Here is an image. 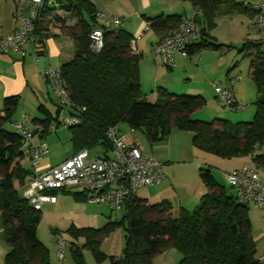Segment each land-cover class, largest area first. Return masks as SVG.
Instances as JSON below:
<instances>
[{"label": "trees", "instance_id": "trees-1", "mask_svg": "<svg viewBox=\"0 0 264 264\" xmlns=\"http://www.w3.org/2000/svg\"><path fill=\"white\" fill-rule=\"evenodd\" d=\"M57 1L59 5L52 8L71 12L77 28L72 34L74 55L60 66L68 85V113L80 118L77 124L68 127L73 153L100 147L108 155L112 142L106 131L126 123L132 130L141 131L149 143L163 140L176 128L190 131L193 146L201 151L226 159L249 156L257 165H264V153H257L264 144V50L258 41L241 44L242 49H249L253 55L249 64L256 91L253 119L232 123L214 118L207 122L191 117L206 105L202 94H177L157 86L154 98L146 99L141 89V56L134 54L132 48L135 37L122 25L115 30L98 23L91 0ZM188 1L196 19L205 23L203 36L187 49L188 56L201 52L207 45L223 46L208 43L222 5L228 11L245 12L251 18L255 15L250 7L233 0ZM182 17L178 13H160L147 17L146 22L150 29L167 36ZM94 26L103 27L99 51L91 49L88 38ZM18 103L19 95L8 96L0 109V222L4 242L10 248L4 264H53L49 250L36 233L41 209H35L20 194L30 170L22 164L26 153L20 134L14 128L13 131L6 128V124L12 123ZM63 107L59 104V108ZM45 116L34 119L41 125L42 136L50 133L48 125L52 120L58 121V117H50L47 112ZM198 176L206 192L191 210L179 207L173 216L170 201L148 203L134 196L124 202L121 222L109 217L100 228L71 226L68 231L76 239L84 238L82 246L91 248L97 264H103L106 258L109 264H152L158 254L171 248L181 253L180 264H259L247 204L239 202L235 192L217 182L209 167H199ZM60 191L72 193L75 199L86 201L89 197L86 192ZM118 223L125 229L122 255H107L99 248L100 238ZM72 256L75 264H85L81 247L74 246Z\"/></svg>", "mask_w": 264, "mask_h": 264}, {"label": "built area", "instance_id": "built-area-1", "mask_svg": "<svg viewBox=\"0 0 264 264\" xmlns=\"http://www.w3.org/2000/svg\"><path fill=\"white\" fill-rule=\"evenodd\" d=\"M241 3L255 12L247 30L264 33V0H241ZM58 5L57 0H16L13 15L17 26L8 34H0V53L9 49H20L27 42H31L38 55L46 36L43 27L46 15L54 11L52 7ZM96 18L115 30L123 24L122 18L111 15L105 9L97 10ZM147 27L148 23L145 22L141 30L144 31ZM204 30L205 23L196 19L195 12L184 16L167 36L155 44L153 51L163 65L171 67L176 55L188 56L187 49L201 39ZM139 35L132 40V47ZM88 38L91 49L99 51L103 43V27H92ZM258 42L260 49L264 50V38ZM43 75L57 96L59 104L69 106L68 85L60 67L48 65L44 68ZM237 80L238 76L231 78L227 86L213 83L217 101L229 112L241 111L245 107L236 101L232 90ZM79 121L77 114L67 113L58 121L49 123L48 131L53 132L59 126L70 127ZM11 126L20 134L30 162L29 178L21 187V193L35 209H41L45 202L56 201L55 194L50 191L65 190L89 193L88 201L105 203L111 211H121L124 202L136 196L139 187L155 186L164 178L162 163L143 153L138 142L128 140L127 135L121 132L118 126L109 127L106 131L112 142L108 155H91L90 150L82 149L61 163L38 172V163L47 151V144L35 141L36 132L29 127L25 116L12 122ZM225 179L233 188L239 202L264 204V179L259 176L255 166H243L226 173ZM56 242L57 256L61 260L64 257V240L57 237ZM256 258L259 264H264V251L258 253Z\"/></svg>", "mask_w": 264, "mask_h": 264}, {"label": "rangeland", "instance_id": "rangeland-1", "mask_svg": "<svg viewBox=\"0 0 264 264\" xmlns=\"http://www.w3.org/2000/svg\"><path fill=\"white\" fill-rule=\"evenodd\" d=\"M96 10L105 9L111 15H115L121 8L125 6L123 0H91ZM176 1L175 10L178 14L190 13L192 11V6L188 0H172ZM236 3L241 2V0H233ZM13 0H0V14L4 13L8 15V5L12 3ZM14 11V10H12ZM14 13V12H13ZM12 13V14H13ZM71 12L65 10H54L46 15V21L44 22L45 35L54 34L60 29L65 28V23L68 21ZM11 16V15H10ZM87 16V15H86ZM117 17V15H115ZM120 18V17H119ZM252 18L245 12H240L238 10L228 11L225 6L222 5L220 11L215 17V26L210 30V35L208 37L209 44H222L221 47H211L207 45L202 48V51L185 57V68L181 67L179 70V76L184 78L185 83H189L188 79H193L199 81L200 78L207 81L211 86V94H203L206 99V105L191 114L192 118L200 119L203 121L210 122L214 118H225L232 123L239 121H250L253 119L255 106L254 101L256 99V91L254 83L249 75V64L253 55L249 49H242L243 41H258L264 38V33L249 32L247 26L251 22ZM13 21L16 22L15 17ZM101 24V21H98ZM105 24V23H104ZM142 29V26H141ZM141 32V31H140ZM137 33V35L140 34ZM55 35V34H54ZM142 40L135 39L139 46H144L147 50L152 52V42L149 38L152 35V31L146 30L143 33ZM59 39V36L57 37ZM61 41V40H60ZM154 56V54H153ZM183 57V56H181ZM154 58V57H153ZM71 59V58H70ZM68 59L67 61H69ZM200 61V70H198V62ZM164 67H166L164 65ZM201 67L205 70H201ZM238 76V80L232 86V90L238 102L244 105V109L236 112H229L223 108L219 102L214 97V89L211 82H216L222 86L228 85V79L231 77ZM188 78V79H187ZM201 87L197 83H192L191 93L174 92L177 94H196L194 92V86ZM176 88H179L178 84H174ZM215 94V93H214ZM216 111H221L220 115H214ZM18 111V109H16ZM15 112L17 113V111ZM56 108H52L51 112L55 116ZM63 116L67 112V107L64 106ZM26 111L27 120L29 127H34V119L40 118L44 119L46 116L44 113L37 111V115H32ZM15 114V113H14ZM14 117V115H13ZM20 120V119H19ZM122 128L129 129L126 123L119 124ZM6 128L13 131L11 123L6 124ZM120 130V129H119ZM129 131V130H128ZM134 133L139 137L141 144L144 149L149 150V152H155L152 143H149L141 131L133 130ZM169 155L162 160L163 162V172L167 174L166 181L173 177V184L168 183L169 189L166 187L167 195L171 197L172 202H176L177 194L182 195L187 191V183L189 182L191 176L195 173V166L193 164V151H198L200 153L201 160L209 159H219L223 160L227 167H231L235 164L236 157L230 159H223L215 156L211 153L198 150L193 146L191 137L192 133L190 131L178 130L172 128L170 133L164 138L170 139ZM46 143L48 145V153L44 155V158L49 160L52 164H56L61 161L65 156L71 153V141H70V130L68 127L59 126L55 131L48 133L46 138ZM166 153V150L163 151ZM91 155L102 154V149L96 147L90 151ZM23 161V160H22ZM211 162V161H210ZM24 166L30 167V162L26 158L23 163ZM213 164V163H209ZM212 169L211 167H209ZM167 170V173H166ZM220 170V169H218ZM170 182V181H169ZM228 185V184H227ZM154 187V186H151ZM139 187L137 189L136 196L144 198L148 203H156L158 199L154 196H150L153 188ZM228 190L230 186H226ZM21 194V192H20ZM166 194V193H164ZM56 202L50 203L45 202L41 207V218L37 224L36 233L38 239L47 247L49 254L53 255L55 259L60 261L62 264H75L72 256V248L74 246L81 247L82 254L85 260V264H97L93 251L91 248L83 247L84 238H74L73 235L68 231L71 226L81 227L89 226L93 228L102 227L108 220L105 215L99 210H106L107 213L111 214L112 220L121 222L123 219L121 211H111L107 208L105 204L98 205L85 200L75 199L72 193L57 191L55 192ZM167 200V199H166ZM172 215L175 216L177 212L176 203L172 204ZM192 209V207H190ZM190 209V210H191ZM94 214H96L94 216ZM108 215V214H106ZM57 237L64 240V257L59 260L57 256ZM125 243V229L121 223L115 225L107 235L102 236L99 241V248L102 252L107 255H122ZM103 264H109V260L106 258Z\"/></svg>", "mask_w": 264, "mask_h": 264}, {"label": "crops", "instance_id": "crops-1", "mask_svg": "<svg viewBox=\"0 0 264 264\" xmlns=\"http://www.w3.org/2000/svg\"><path fill=\"white\" fill-rule=\"evenodd\" d=\"M123 1L125 6L121 8L118 12H116L115 15H117V17L122 18V27L129 31L133 35V37H135V35L141 31L139 38H137L139 40H142L144 36L143 33L146 30L150 29L148 26L144 31L141 30V26H143V24L146 22L147 17H153L160 13H177L174 8V2L176 1L172 0ZM15 2L16 0H13L12 3H9L8 15H5L4 13L0 14V34H8L17 26V22L13 21L14 11H12L14 10ZM194 12V9H192L189 14L183 13L181 15L183 17L190 16ZM76 30L77 28L75 27L74 18L69 17L68 21L65 23V28L63 30L60 29L59 31L55 32V35L50 34L45 36L43 46L40 49L41 52H39L38 55L36 54V48L34 44L31 42H27L20 49H9L4 53H0V109L2 108L3 99L5 97L19 95V103L17 106L18 111L16 110L17 113L15 112L14 117H12V122L18 121L23 116L27 118L26 111H29L28 113H31L32 115H37V111L44 113V115L47 112L51 117L53 116L51 109L56 108L55 116L59 119L63 115L65 111L63 110V108H59V100L54 94V92L51 90L49 84L47 83L43 75V70L48 65L52 67H60L63 62H66L68 59L72 58L75 51V42L72 34ZM150 30L152 31V35H150L149 38L153 46L152 52L149 49L147 50L144 46H139L136 41L137 39L135 40L134 45L132 47L134 54L141 56L139 64L141 89L146 99L149 100L154 98L155 89L157 86H163L171 92L182 91V93H191L190 86L193 82L201 85V87H199L198 85L197 87L194 86L193 93L202 95L207 93L211 94V86L207 81L203 80L202 78H200L199 81L194 80V78L192 80L187 78L189 83H185L184 78L182 76H179V70L181 69V67H186L185 57L176 55L174 57V65L171 67L165 65L166 67H164V65L160 62L158 56L155 55L153 48L155 44L160 39L164 38L166 35H162L161 33L155 32L152 29ZM58 36L59 39L57 38ZM198 64V70H200V61L198 62ZM201 70L205 71L202 67ZM176 83L179 85V88H176L174 86V84ZM213 83L216 82H211L212 85ZM213 95L215 97L214 93ZM40 106L41 108H39ZM216 110L217 109L215 108L214 115H220V113H222L221 111ZM33 119L41 120L40 118ZM33 122L34 127H32L31 129L36 132L35 141L37 143H46L45 140L48 134H45L44 136L40 135L41 125L37 121ZM118 129H120L121 132L127 135L128 140L137 141L143 153L149 154L158 161H160L162 163L163 169L162 160L165 159L167 155H169L168 150L170 148L171 137L170 139H167V141H165L166 139H163L152 143V148L155 152H149V150L143 148L139 137H137V135L130 127L128 131L125 128L121 129V126L118 125ZM71 150V153L65 156L61 161L57 162L56 164H52L49 160L44 158V155L48 153L47 145V151L42 155L38 163V172L44 171L51 166L61 163L73 154V149L71 148ZM165 150L166 153H163V151ZM193 152V164L195 166V173L193 176H191L189 182L187 183L188 187L185 194H177L176 202H172L173 200L169 195H167V192L165 191L166 187L168 189L170 188L168 186V183L173 184V177H170V182H167V174L163 172L164 178L160 183H158L154 187H151L153 188V191L151 192L150 196H155L158 199L157 201H159L160 199H167L173 205L174 203H176L177 209L179 207H184L189 210L191 209L190 207H192L193 209L199 203L201 196L206 192V187L198 176V168L202 166L211 167V172L215 180L225 186H228L225 179V174L233 170L239 169L243 166H255L259 173V176L264 179V165H257L251 160V157L249 156L236 157V159H234L235 164L231 167H227L223 160L209 159V162H206L207 160H201V158L199 157L200 153H198L196 149ZM257 153H264V144L259 147ZM25 158L29 160L28 156H25ZM26 168L30 170V167ZM86 201L90 202L88 200ZM97 204L102 205L105 203ZM105 205L107 206V204ZM247 206L248 216L251 222V237L256 245V251L258 254L264 251V204L254 205L253 203H248ZM107 208L109 209L108 206ZM99 211L105 215L107 220L109 217H111V214L107 213L106 210ZM95 215L96 214H94V216ZM9 249V246L4 242L0 222V264H4V257L5 254L9 251ZM49 259L53 264L57 263V260L53 255L49 254ZM180 260L181 253L176 249L171 248L163 253L158 254L154 258L152 264H180ZM58 264L62 263L58 261Z\"/></svg>", "mask_w": 264, "mask_h": 264}]
</instances>
